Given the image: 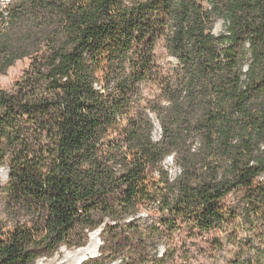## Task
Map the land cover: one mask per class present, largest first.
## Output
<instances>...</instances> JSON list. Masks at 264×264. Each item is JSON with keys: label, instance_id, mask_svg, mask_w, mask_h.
<instances>
[{"label": "trees", "instance_id": "1", "mask_svg": "<svg viewBox=\"0 0 264 264\" xmlns=\"http://www.w3.org/2000/svg\"><path fill=\"white\" fill-rule=\"evenodd\" d=\"M6 8L0 75L27 65L0 90V264L82 247L106 218L150 209L207 264H264V0ZM159 44L172 63L156 61Z\"/></svg>", "mask_w": 264, "mask_h": 264}, {"label": "rangeland", "instance_id": "2", "mask_svg": "<svg viewBox=\"0 0 264 264\" xmlns=\"http://www.w3.org/2000/svg\"><path fill=\"white\" fill-rule=\"evenodd\" d=\"M6 1L10 0L4 2ZM222 31V22L218 21L213 32L219 34ZM155 57L160 65L173 62V59L166 54L162 44H159L155 50ZM26 65L27 61L17 62L8 69L6 74L0 75V90L5 92L12 90L15 81L20 78ZM142 92L144 99L150 100L158 92V89L156 85L145 84ZM159 135L160 130L155 124L153 138L158 140ZM164 165L173 175L175 170L171 167L170 158L165 161ZM7 177V169L0 167V217H3L5 204V194L1 190L7 182ZM258 180L264 181V175L260 176ZM231 199L229 197L228 201ZM105 225L109 228L105 229ZM94 244L96 252L85 256L81 250L92 248ZM192 244L186 230L170 234L160 227L155 209L141 210L133 218L113 220L106 218L103 225L88 232L82 247L67 248L62 246L54 255L39 258L35 264H92L93 260L100 258L99 248L102 245L112 248L111 258H116L114 260L110 258V261L106 260L104 264H207L206 255L197 252L196 247ZM83 255L85 258L81 262Z\"/></svg>", "mask_w": 264, "mask_h": 264}, {"label": "bare ground", "instance_id": "3", "mask_svg": "<svg viewBox=\"0 0 264 264\" xmlns=\"http://www.w3.org/2000/svg\"><path fill=\"white\" fill-rule=\"evenodd\" d=\"M3 1V0H2ZM5 1V0H4ZM3 1V9H5V14H0V28H2L1 26L3 25V24H5L6 23V21H7V18H8V12H7V6L10 4V3H12L13 1L12 0H10V1H6V2H4ZM83 253H84V255L86 256V255H92L94 252H96V246H95V244H94V246L92 247V248H90V247H88V248H85V249H82L81 250ZM84 255H83V257H81L80 259H81V262L83 261V259L85 258L84 257Z\"/></svg>", "mask_w": 264, "mask_h": 264}, {"label": "built area", "instance_id": "4", "mask_svg": "<svg viewBox=\"0 0 264 264\" xmlns=\"http://www.w3.org/2000/svg\"><path fill=\"white\" fill-rule=\"evenodd\" d=\"M13 2L15 1V0H12ZM0 14H5V9H3V1L2 0H0Z\"/></svg>", "mask_w": 264, "mask_h": 264}]
</instances>
